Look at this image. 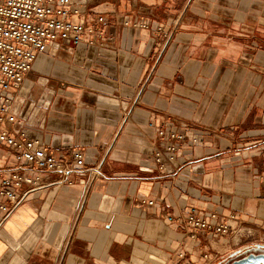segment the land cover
I'll use <instances>...</instances> for the list:
<instances>
[{"label":"crops","instance_id":"1","mask_svg":"<svg viewBox=\"0 0 264 264\" xmlns=\"http://www.w3.org/2000/svg\"><path fill=\"white\" fill-rule=\"evenodd\" d=\"M75 1L82 41L36 57L12 90L14 128L67 159L82 151L99 175L75 174L68 186L43 175L45 186L0 212V264H229L256 254L264 0ZM159 131L183 137L165 169L153 160ZM11 159L0 143V176ZM191 213L230 231L182 223Z\"/></svg>","mask_w":264,"mask_h":264},{"label":"built area","instance_id":"2","mask_svg":"<svg viewBox=\"0 0 264 264\" xmlns=\"http://www.w3.org/2000/svg\"><path fill=\"white\" fill-rule=\"evenodd\" d=\"M77 15L79 6L75 0H0V143L12 156L7 174L0 176L2 213L12 212L27 194L45 186L43 175L55 176L53 185L58 186L71 185L75 174L88 173L92 179L99 175V166L85 170L82 151H75L67 159L14 128L12 90L22 84L36 57L49 44L61 41L77 46L81 43L86 28L72 20ZM182 139L179 133L158 132L153 160L160 169L174 161ZM181 222L195 229L214 228L221 236L230 231L225 224L214 226L192 213Z\"/></svg>","mask_w":264,"mask_h":264},{"label":"water","instance_id":"3","mask_svg":"<svg viewBox=\"0 0 264 264\" xmlns=\"http://www.w3.org/2000/svg\"><path fill=\"white\" fill-rule=\"evenodd\" d=\"M259 248L262 247L259 246ZM229 264H264V253H250L240 259L232 261Z\"/></svg>","mask_w":264,"mask_h":264},{"label":"rangeland","instance_id":"4","mask_svg":"<svg viewBox=\"0 0 264 264\" xmlns=\"http://www.w3.org/2000/svg\"><path fill=\"white\" fill-rule=\"evenodd\" d=\"M244 231L242 230V231H240V233L239 234H236L235 236H238V238H240V237H244ZM241 239V238H240ZM262 249H264V248H262ZM262 249H260V250H262ZM253 252H255V253H257V252H259V248H253Z\"/></svg>","mask_w":264,"mask_h":264},{"label":"bare ground","instance_id":"5","mask_svg":"<svg viewBox=\"0 0 264 264\" xmlns=\"http://www.w3.org/2000/svg\"><path fill=\"white\" fill-rule=\"evenodd\" d=\"M238 241H239L238 236H234L233 239H232L233 244L237 243Z\"/></svg>","mask_w":264,"mask_h":264}]
</instances>
